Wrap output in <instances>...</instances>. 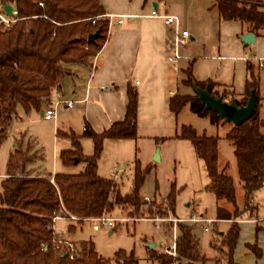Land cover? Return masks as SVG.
<instances>
[{
  "label": "trees",
  "instance_id": "16d2710c",
  "mask_svg": "<svg viewBox=\"0 0 264 264\" xmlns=\"http://www.w3.org/2000/svg\"><path fill=\"white\" fill-rule=\"evenodd\" d=\"M0 3L13 6L19 18L8 28L0 26L1 144L7 138L8 123L17 106L26 113L32 109L39 110L48 101L51 91L68 74V64L87 63L98 52L106 38L108 19L98 0H0ZM214 5L219 21H238L254 34L264 27L263 5L246 0H215ZM97 29L98 36L94 42L87 43V35ZM182 72L185 74L180 81L182 85L192 89L193 85L207 87L213 97L236 106L244 105L253 92L256 102L253 114L241 124L232 125L224 134L233 146L244 206L253 207V194L264 182V136L260 132L261 121L256 111L257 75L249 66L243 97L236 100L232 91L222 90L218 94L210 80L196 81L191 73V62ZM126 94L122 120L112 122L100 133H85L92 141L90 155L82 153L77 136L71 132H56L70 140V148L59 152L60 162L65 166L82 163L79 173H32L27 164L34 159L37 150L29 152V146L22 149L17 145L9 153L5 176L0 181V264H108L87 241L77 242L80 251L73 259L61 256L60 250H54V233L50 224L55 214L72 215L77 218L72 222L77 224L104 214L114 205L129 206L130 215L138 214L141 208H145L148 214L174 215L176 190L173 183L165 201L160 203L155 200L148 203L139 194L151 165L141 169L137 159L133 160L131 187L125 194L119 192L113 180L97 173V161L105 139L135 137L137 94L129 85ZM194 94L192 97L179 93L169 96L168 110L176 115L184 105H188L190 111L198 116H207L211 123L220 121L210 109L203 107ZM227 96L230 97L228 100ZM174 136L187 141L202 163L208 180L205 190L212 193L216 201L215 219L231 220L222 234L225 246L223 264H237L232 253L239 232L236 221L239 214L232 179L217 169V137L198 134L184 124L178 127ZM222 200L232 206V211L220 206ZM73 226L69 225L68 229ZM248 248L255 258H260V250L255 244L248 245ZM176 249L189 264L202 260L191 226L184 223L177 224ZM148 258L160 262L167 259L154 248L148 249ZM113 261L116 264H137L132 252L122 250L115 252Z\"/></svg>",
  "mask_w": 264,
  "mask_h": 264
},
{
  "label": "crops",
  "instance_id": "0c3cea01",
  "mask_svg": "<svg viewBox=\"0 0 264 264\" xmlns=\"http://www.w3.org/2000/svg\"><path fill=\"white\" fill-rule=\"evenodd\" d=\"M98 1L104 10V15H112L111 18H107L108 29L102 46L87 63L68 64V74L62 78L49 96V100H51V98H62L65 100H72L74 104L67 109L57 107L56 109H62L56 112L55 117L51 120H44L41 117L44 104L39 110H36L39 112V119L44 122L52 123L55 137L53 155L57 153L56 140H69L68 137L62 134H56L57 131L61 133L71 132L77 136L82 153L84 155H90L92 152V141L85 133L89 131L100 133L108 128L112 122L122 120L127 101L126 88L129 85L137 94L135 137L105 139L103 141L102 151L97 161L98 175L114 181L115 178H120V174L127 169V171L131 173L130 177L132 178V165L134 159H137L140 168L151 165L152 170L157 169L158 164L162 162L165 157L168 158V155L171 161L177 160L179 163H186L187 146L189 143L174 136L178 127H176L174 123L175 115L167 108V101L169 96L173 95V89L170 86L171 79L174 78L176 80L178 71L183 70L180 68V61L189 59L190 56L187 58L186 55V58L180 59L175 63L167 61L166 54L169 51L170 44L169 31L164 27L160 19L148 16L152 9L158 14L175 15L179 19L180 27L186 29L184 22L180 19L181 17L178 16L175 5L172 7L169 6L167 0ZM197 1H200V11H198L197 14L200 16V25L204 26L209 33H216V57L233 60V62L243 60L245 62V75L248 73L249 66L252 71L254 66L262 67L258 66L257 62L259 59L262 64L264 63V27L260 29L257 34L253 33L254 43L243 46L238 37L242 33L250 32L249 30H246L244 26L235 20L219 21L214 5L215 0ZM246 1L264 6V0ZM171 4H173V2ZM117 20H120V22L117 23ZM193 39V34L189 33V42L193 41ZM203 46L204 45H202V47ZM193 60L194 59L190 61L191 64ZM204 80H210L214 83V87H220L217 85V82L209 78ZM104 87H111V89L106 90ZM175 87L177 88V86ZM229 91L231 90H228V92ZM242 97L243 91L235 99L239 100ZM257 97L258 101L262 99L258 95V89ZM35 120L37 119L34 117L29 119V121ZM10 123L11 120L8 123L7 138L1 143L3 144L5 141L9 140L7 155H9L15 146L18 145L21 148L23 147L21 141L9 134ZM58 126L62 129H59ZM19 135L22 136V133ZM85 140H90V144ZM230 147L233 152L231 143ZM69 148L70 146L59 149L57 155H59L61 150ZM156 148L158 151V161L154 162L152 157ZM41 156H39L41 159L39 164L37 163L35 167H27L31 169L32 173L44 174L58 172L56 171V165L54 166L55 168H51L52 171L41 168L43 162ZM105 163L106 167L110 169V174H105L102 170V166ZM77 164H81L79 170H77L78 172H59L68 174L79 173L82 171L83 164ZM113 167H117L118 169L117 177L113 176ZM217 169L222 172H224L225 169L224 166L219 165L218 149ZM4 176L5 174H3V177ZM207 184L208 183L204 185V189ZM117 187L119 190L118 184ZM155 187L153 195L160 194L158 186L155 185ZM141 196L143 197V195ZM184 206L187 211L180 216H186L189 211L194 208V205L190 202L184 203ZM125 207H127V212L130 211L129 206ZM111 209L112 208L109 210ZM194 209L196 210V208ZM109 210L107 212H109ZM197 211L200 212V210ZM61 221L63 223L58 227H61L62 230L59 231L63 233L65 239L72 242L84 241L82 239L68 237V235L72 236L74 232L80 228L77 223L67 220ZM212 221L216 223H230L231 220H216L214 218ZM236 221L239 227L238 236L241 232V227L239 226L241 223L254 222V225H251V230H254V236L259 234L260 237L258 244H255L260 250V258H255L248 248L249 244H245L244 247H241V252L238 251L237 257L233 250V261L237 264H260L264 261V218H241ZM72 224L74 226L69 230L68 226ZM195 224H192V227ZM256 228H258L257 231ZM222 233L223 232H219L220 235ZM238 240L239 238L237 237L235 246H238ZM216 263L217 262H215V264Z\"/></svg>",
  "mask_w": 264,
  "mask_h": 264
},
{
  "label": "rangeland",
  "instance_id": "374dc122",
  "mask_svg": "<svg viewBox=\"0 0 264 264\" xmlns=\"http://www.w3.org/2000/svg\"><path fill=\"white\" fill-rule=\"evenodd\" d=\"M173 2V4H171ZM175 2V3H174ZM169 6L176 7L178 16L185 24V28L188 33L193 34V41L187 43L186 47L181 49L187 58L180 61V68L185 69L192 59L191 73L196 80L211 79L217 82L220 87H214L218 94L222 93V90H231L234 92V98L238 97L242 93L244 87L245 75V62L228 60L226 58H218L216 45L217 36L215 32L209 33L204 26L200 25V1L197 0H167ZM202 45H204L202 47ZM235 63V64H233ZM253 73L257 75L258 79V95L262 98L257 104V115L261 120L260 132L264 135V63L262 67L254 66ZM185 78V74L182 71H178L176 80L171 79L170 86L174 93L186 94L192 97L194 94L193 89L189 86L181 84V79ZM177 86V88L175 87ZM230 97H226L228 100ZM55 98H51V101ZM49 100V99H48ZM48 101L43 105L45 107ZM62 108L56 109V112ZM36 110H31L29 113L24 112L21 106L16 107V113L11 119L9 134L16 137L22 142V149L29 146V152L36 151L34 159L27 164L28 166H36L39 164L40 158L37 154H42L41 168L52 171L51 168L56 165V171L66 172H78L80 165H68L65 167L58 158V151L61 148H67L70 146L68 139L56 140L57 153L53 155V146L55 147V137L53 134V127L51 122L42 121ZM34 117L35 121H29ZM174 123L176 127L181 124L189 125L198 134H204L206 136L217 137V149H218V162L219 165L224 166V173L229 175L232 179L233 186L236 193V206L239 214L238 219L241 218H264V182L262 186L256 190L252 197V206H244L243 201V189L241 181L237 177L236 165L233 152L230 147V141L224 138L225 132L231 127L232 123L227 120L221 119L217 124L211 123L207 116H198L190 111L188 105H184L180 111L174 116ZM59 127V126H58ZM59 129H62L59 127ZM22 133V136L19 134ZM34 138V141H33ZM90 144V140H85ZM8 142L5 141L0 145V181L5 174L7 154H8ZM187 159L186 163H179V161H171L168 158H164L162 162L158 164V168L152 170V167L144 177L140 194L143 196L152 197L157 203L165 201V195L169 191L171 183L174 184L176 190L174 216H180L186 213V207L184 203L190 202L193 204L196 210H203L204 216L214 220L215 218V198L212 193L204 189V185L208 183L201 161H199L194 155L191 146H187ZM55 168V167H54ZM144 168V167H143ZM142 169V168H141ZM54 170V169H53ZM102 170L105 174H110V169L106 167V163L102 166ZM126 171V172H125ZM120 174V178H115L114 182L118 184L121 194H125L130 190L132 179L131 173L127 169ZM109 179V178H108ZM155 185L158 186V191L161 194H154ZM153 195V196H152ZM149 203V202H148ZM220 206L232 211V206L222 200ZM124 207V208H123ZM252 207V208H251ZM125 206H113L109 212H105V216L117 219L113 222L112 227H102L94 222L83 221L79 225L74 234L68 235L69 238L82 239L92 244L96 253L104 260L108 261V264H116L113 261V257L116 251L122 250L125 253L132 252L136 259L137 264H153V260L148 258V244H154V250L156 252L161 251L160 242L163 240L167 243L168 233H162L159 229H156L154 224L148 220H134L136 217L152 218L154 216L163 217L166 213H146L143 208L135 215H130L127 212ZM189 211V213L195 209ZM131 209V208H129ZM143 212V214H141ZM188 213V214H189ZM259 221V219H258ZM231 222V221H230ZM63 222L57 220L55 222V228L62 230L58 227ZM228 222L214 223L208 226V231H202L200 224L188 223L186 225L191 226L192 233L197 239L199 255L202 260L195 261L192 264H223V253L225 246L222 244V234L229 227ZM251 225L254 222L241 223V232L238 236V246H235V256L241 252V247L245 244H258L259 234L254 236V230H251ZM219 232H223L221 235ZM247 246V245H246ZM239 251V252H238ZM242 254V253H241Z\"/></svg>",
  "mask_w": 264,
  "mask_h": 264
},
{
  "label": "built area",
  "instance_id": "2783aa9c",
  "mask_svg": "<svg viewBox=\"0 0 264 264\" xmlns=\"http://www.w3.org/2000/svg\"><path fill=\"white\" fill-rule=\"evenodd\" d=\"M40 4V3H39ZM10 15H6L3 10V4L0 3V26L2 29L10 27L15 21L19 18L17 17V10L11 6ZM108 19L112 17V15H105ZM149 17L160 19L164 27H166L169 31V51L166 54V60L172 63L177 62L180 59L186 58V55L182 53L183 48L186 47L189 41V33L186 29H182L179 24V19L175 15H166V14H158L155 10H151L148 14ZM98 18V16L96 17ZM120 20H117L119 23ZM258 66H262V62L258 59ZM106 90H110L111 87H104ZM74 104L72 100H65L62 98H55L52 101L48 100L47 105L44 107L42 111V119L51 120L55 117L56 108H70ZM113 176L117 177L118 169L117 167H113ZM142 199L146 202H150L152 197L143 196ZM57 220H69L76 221L77 218L72 215H60L55 214L51 218L50 227L54 233V238L52 240V246L54 250H60L64 252L65 255L68 256L69 259H73L78 255L80 251V246L77 242H72L64 238L63 233L55 228V222ZM91 222H94L102 227H112L113 222L117 219H113L111 217L105 216V214H101L98 217L89 218ZM134 220H148L151 221L156 229H159L162 233L167 232L168 241L167 243L163 240L160 242L161 251L163 255L167 257L164 262H160L157 260H153V264H189V261L185 258H182L178 255L176 249V237H177V224H195L198 223L202 225L203 231H208L210 225H212L211 219L204 216L203 211L193 210L185 217H177L171 215L170 213H166V216L159 217L154 216L152 218H143L136 217Z\"/></svg>",
  "mask_w": 264,
  "mask_h": 264
},
{
  "label": "water",
  "instance_id": "95a60500",
  "mask_svg": "<svg viewBox=\"0 0 264 264\" xmlns=\"http://www.w3.org/2000/svg\"><path fill=\"white\" fill-rule=\"evenodd\" d=\"M11 5H3V10L6 15H10ZM98 36V29L94 33H90L86 37L87 43H93L95 38ZM239 41L246 46L249 43H254V34L252 32H245L239 35ZM193 90L196 93L197 100L203 105L205 109H210L219 119L227 120L232 123V125H239L245 120H247L254 112L256 102L253 92L250 95L244 105L236 106L233 103H228L227 101L221 100L219 97H213L209 92L207 87L199 88L193 85ZM154 162L158 161V151L155 149L154 155L152 157ZM154 247L153 243L148 244V248ZM61 256H65L64 252L60 253Z\"/></svg>",
  "mask_w": 264,
  "mask_h": 264
}]
</instances>
